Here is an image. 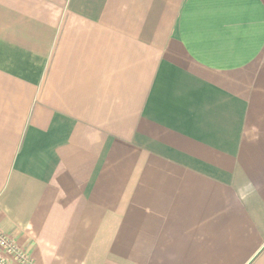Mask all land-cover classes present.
<instances>
[{"label": "crops", "instance_id": "crops-1", "mask_svg": "<svg viewBox=\"0 0 264 264\" xmlns=\"http://www.w3.org/2000/svg\"><path fill=\"white\" fill-rule=\"evenodd\" d=\"M0 231L30 264H264V0H0Z\"/></svg>", "mask_w": 264, "mask_h": 264}, {"label": "built area", "instance_id": "built-area-1", "mask_svg": "<svg viewBox=\"0 0 264 264\" xmlns=\"http://www.w3.org/2000/svg\"><path fill=\"white\" fill-rule=\"evenodd\" d=\"M0 264H30L27 254L0 231Z\"/></svg>", "mask_w": 264, "mask_h": 264}]
</instances>
